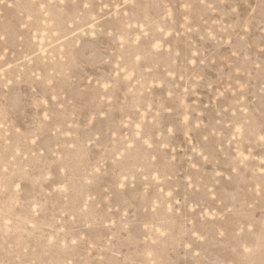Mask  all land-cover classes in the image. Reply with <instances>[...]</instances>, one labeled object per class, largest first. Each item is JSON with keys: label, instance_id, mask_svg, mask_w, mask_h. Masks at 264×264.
<instances>
[{"label": "rangeland", "instance_id": "obj_1", "mask_svg": "<svg viewBox=\"0 0 264 264\" xmlns=\"http://www.w3.org/2000/svg\"><path fill=\"white\" fill-rule=\"evenodd\" d=\"M262 136L264 0H0V264H264Z\"/></svg>", "mask_w": 264, "mask_h": 264}, {"label": "snow or ice", "instance_id": "obj_2", "mask_svg": "<svg viewBox=\"0 0 264 264\" xmlns=\"http://www.w3.org/2000/svg\"><path fill=\"white\" fill-rule=\"evenodd\" d=\"M262 140H264V136L261 137ZM35 142V141H33ZM246 251H250V249H246Z\"/></svg>", "mask_w": 264, "mask_h": 264}]
</instances>
